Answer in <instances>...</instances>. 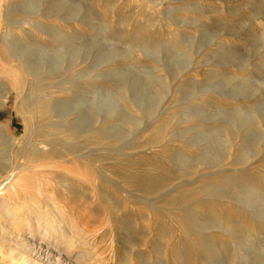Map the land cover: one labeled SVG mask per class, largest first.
<instances>
[{
	"label": "rangeland",
	"instance_id": "rangeland-1",
	"mask_svg": "<svg viewBox=\"0 0 264 264\" xmlns=\"http://www.w3.org/2000/svg\"><path fill=\"white\" fill-rule=\"evenodd\" d=\"M0 125L74 264H264V0H0Z\"/></svg>",
	"mask_w": 264,
	"mask_h": 264
},
{
	"label": "bare ground",
	"instance_id": "bare-ground-1",
	"mask_svg": "<svg viewBox=\"0 0 264 264\" xmlns=\"http://www.w3.org/2000/svg\"><path fill=\"white\" fill-rule=\"evenodd\" d=\"M0 140L7 146L5 163L12 164L17 143L14 139H6L5 128L2 125H0ZM7 167L6 165L0 168V215L5 217L6 222V225L0 223V249L6 250L4 253L10 257V264H74L71 260L65 259L64 255L53 252L50 248L51 239L57 234L54 223L44 222L39 218L37 223H25L22 217L28 209L25 207L19 209L6 203L2 197L3 191L10 188L8 181L10 177L14 178L18 174L19 169L18 166L14 169ZM33 218L36 219V216ZM21 222L25 226L24 230L20 225ZM6 227H10L11 230Z\"/></svg>",
	"mask_w": 264,
	"mask_h": 264
}]
</instances>
